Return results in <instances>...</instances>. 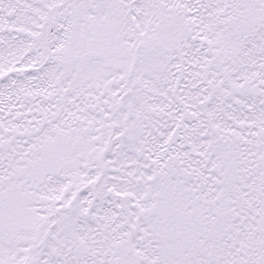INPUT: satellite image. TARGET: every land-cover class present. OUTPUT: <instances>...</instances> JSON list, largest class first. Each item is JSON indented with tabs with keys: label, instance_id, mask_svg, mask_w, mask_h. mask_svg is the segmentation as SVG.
Returning <instances> with one entry per match:
<instances>
[{
	"label": "snow or ice",
	"instance_id": "obj_1",
	"mask_svg": "<svg viewBox=\"0 0 264 264\" xmlns=\"http://www.w3.org/2000/svg\"><path fill=\"white\" fill-rule=\"evenodd\" d=\"M0 264H264V0H0Z\"/></svg>",
	"mask_w": 264,
	"mask_h": 264
}]
</instances>
